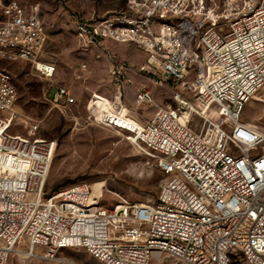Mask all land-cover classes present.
Returning a JSON list of instances; mask_svg holds the SVG:
<instances>
[{"label":"built area","instance_id":"built-area-1","mask_svg":"<svg viewBox=\"0 0 264 264\" xmlns=\"http://www.w3.org/2000/svg\"><path fill=\"white\" fill-rule=\"evenodd\" d=\"M75 35L107 62L108 95L93 92L91 123L124 132L163 173L150 201L100 203L95 182L46 190L56 141L36 135L41 119L24 115L12 133L17 88L0 68V264L11 255L79 264L63 253L83 250L101 264H149L167 255L183 264H264V126L242 120L247 102H264V0H126L103 19L75 16ZM46 31L36 2L0 0V60L28 61L49 82L43 97L68 116L71 87L55 85V63L41 59ZM107 41L145 54L147 80L172 90L173 105L153 104L137 71ZM85 68V64L82 65ZM107 108L122 121L102 116ZM214 108L218 116L209 115ZM201 125L192 128L196 120Z\"/></svg>","mask_w":264,"mask_h":264},{"label":"rangeland","instance_id":"rangeland-1","mask_svg":"<svg viewBox=\"0 0 264 264\" xmlns=\"http://www.w3.org/2000/svg\"><path fill=\"white\" fill-rule=\"evenodd\" d=\"M23 5L36 2L40 7V17L46 31V42L41 59L55 63L53 83L68 85L77 99V105L68 116L51 109L43 97L49 82L34 75L28 61L0 60V68L5 69L17 88L15 119L12 133H25L24 115L39 117L38 137L56 141L53 160L49 169L46 190L53 192L80 180L98 182L105 186L100 203L109 206L117 195L127 201H150L158 192L163 173L154 161L139 153L126 139L125 133L108 125L91 123V109L86 107L88 97L96 92L108 95L106 61L98 55L96 48L83 47L74 31L75 16L103 19L122 12L126 0H17ZM109 51L117 58L125 60L137 71L133 83L127 88L128 104L132 93L139 85L146 86L153 95V104L138 110L142 116H150L156 107L170 106L172 90L158 86L147 80L141 72L145 54L132 45L107 41ZM85 64V68L82 65ZM252 98L246 103L241 118L258 127L264 126V102ZM104 119L112 123L122 121L107 108L102 109ZM218 116L214 108L207 111ZM200 120L192 128L198 130ZM63 253L79 264H101L85 251L65 249ZM82 258H87L83 262ZM90 261V262H89ZM7 264H57L43 259H26L11 255ZM149 264H183L178 260L163 256L152 258ZM232 264H243L233 261Z\"/></svg>","mask_w":264,"mask_h":264},{"label":"bare ground","instance_id":"bare-ground-1","mask_svg":"<svg viewBox=\"0 0 264 264\" xmlns=\"http://www.w3.org/2000/svg\"><path fill=\"white\" fill-rule=\"evenodd\" d=\"M102 187L103 185L101 183L95 182L94 187H93L94 193L98 195L100 191L102 190Z\"/></svg>","mask_w":264,"mask_h":264},{"label":"crops","instance_id":"crops-1","mask_svg":"<svg viewBox=\"0 0 264 264\" xmlns=\"http://www.w3.org/2000/svg\"><path fill=\"white\" fill-rule=\"evenodd\" d=\"M106 61V60H105ZM106 65H107V62H106ZM55 85H59V83H53V85H52V87H51V89L49 90V94L52 92V90L54 89V86ZM74 96H75V94H74ZM75 98H76V96H75ZM77 100V99H76ZM16 103H17V101L15 102V110H16ZM17 111V110H16ZM18 112V111H17ZM19 113V112H18ZM20 114V113H19ZM83 259V262H87L88 261V259L87 258H82ZM90 262V261H89Z\"/></svg>","mask_w":264,"mask_h":264},{"label":"trees","instance_id":"trees-1","mask_svg":"<svg viewBox=\"0 0 264 264\" xmlns=\"http://www.w3.org/2000/svg\"><path fill=\"white\" fill-rule=\"evenodd\" d=\"M56 191H58V190H55V191H53V192H56ZM234 261H235V262H237V261H238V262H241V260H240L239 257H237L236 260H234Z\"/></svg>","mask_w":264,"mask_h":264}]
</instances>
